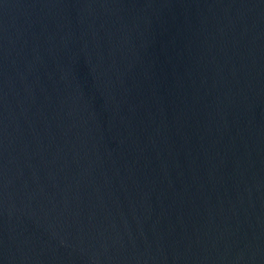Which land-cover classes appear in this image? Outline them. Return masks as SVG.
Listing matches in <instances>:
<instances>
[{"label": "water", "instance_id": "95a60500", "mask_svg": "<svg viewBox=\"0 0 264 264\" xmlns=\"http://www.w3.org/2000/svg\"><path fill=\"white\" fill-rule=\"evenodd\" d=\"M0 264H264V0H0Z\"/></svg>", "mask_w": 264, "mask_h": 264}]
</instances>
